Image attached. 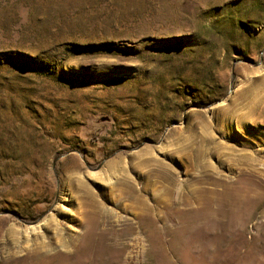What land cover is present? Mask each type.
<instances>
[{"label": "rangeland", "instance_id": "374dc122", "mask_svg": "<svg viewBox=\"0 0 264 264\" xmlns=\"http://www.w3.org/2000/svg\"><path fill=\"white\" fill-rule=\"evenodd\" d=\"M0 264H264V0H0Z\"/></svg>", "mask_w": 264, "mask_h": 264}, {"label": "bare ground", "instance_id": "6f19581e", "mask_svg": "<svg viewBox=\"0 0 264 264\" xmlns=\"http://www.w3.org/2000/svg\"><path fill=\"white\" fill-rule=\"evenodd\" d=\"M202 153H203L202 150L199 151V154H202ZM216 182H217V184H218V183H220V180H216ZM241 183H242V182H241ZM229 188H230V187L227 186V187H225V189L221 190L220 192H213V193H214L213 195L216 196V200H215V202L217 201V203H218V202H221L222 200L226 199L227 197H230V190H232V189L229 190ZM136 201L140 202L141 205L143 206V209H144V210H143L142 217H140V219H141V222H144V220L149 216V212H151V211H149V210L147 209V207L144 206V204L142 203V200H140L139 197H137ZM145 207H146V209H145ZM148 211H149V212H148ZM139 221H140V220H139Z\"/></svg>", "mask_w": 264, "mask_h": 264}]
</instances>
